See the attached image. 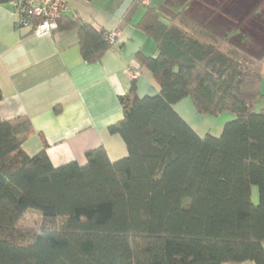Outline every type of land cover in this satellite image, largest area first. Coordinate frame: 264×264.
<instances>
[{
  "label": "trees",
  "instance_id": "trees-1",
  "mask_svg": "<svg viewBox=\"0 0 264 264\" xmlns=\"http://www.w3.org/2000/svg\"><path fill=\"white\" fill-rule=\"evenodd\" d=\"M137 26L156 53L137 55L123 118L109 126L126 157L100 146L84 165L55 166L46 143L24 151L28 122L0 116V264H264V47L151 2ZM58 27L77 29L86 61L114 46L80 18ZM143 68L157 92L141 97ZM186 97L201 116H232L219 135L200 136L176 111ZM29 210L38 228L20 226Z\"/></svg>",
  "mask_w": 264,
  "mask_h": 264
},
{
  "label": "crops",
  "instance_id": "crops-1",
  "mask_svg": "<svg viewBox=\"0 0 264 264\" xmlns=\"http://www.w3.org/2000/svg\"><path fill=\"white\" fill-rule=\"evenodd\" d=\"M65 1L62 18H80L106 32H117L114 46L101 59L86 61L77 29L58 27L36 34L18 28L12 4L0 3V116L23 125L28 122L24 151L33 156L46 143L55 166L72 161L84 165L86 152L100 146L117 161L128 155V149L122 136L111 133L109 126L123 118L120 97L128 92L133 71L138 69L137 55L156 53L154 40L137 26L146 6L132 0ZM156 1L151 6L184 11L215 28H226L232 35L235 27L230 20L242 19L250 27L249 33L261 36L259 45L253 47H264V7L259 8L264 0H161L154 4ZM137 82L139 96L157 92L148 69H142ZM260 101L263 111L264 97ZM174 107L200 136L219 135L232 117L227 114L224 121L217 122L201 116L188 97Z\"/></svg>",
  "mask_w": 264,
  "mask_h": 264
},
{
  "label": "built area",
  "instance_id": "built-area-1",
  "mask_svg": "<svg viewBox=\"0 0 264 264\" xmlns=\"http://www.w3.org/2000/svg\"><path fill=\"white\" fill-rule=\"evenodd\" d=\"M18 28H29L36 34L50 33L59 26V21L67 8L65 0H11ZM151 0H139L146 6ZM117 32H111L109 39L115 43ZM133 77V74H132Z\"/></svg>",
  "mask_w": 264,
  "mask_h": 264
},
{
  "label": "rangeland",
  "instance_id": "rangeland-1",
  "mask_svg": "<svg viewBox=\"0 0 264 264\" xmlns=\"http://www.w3.org/2000/svg\"><path fill=\"white\" fill-rule=\"evenodd\" d=\"M160 2H161V0H157L156 2H154V4H156V3L158 4ZM261 7L263 8L264 5H261L259 8H261ZM219 10H222L221 6H220ZM236 15H238V14L235 13V16ZM230 21L232 22V24L234 23V27H235V29L233 30L234 31V34L232 35L233 37L235 36L239 39L240 38L247 39L248 45L252 46V47L259 45L257 43L258 42L257 39L261 36L258 33L256 35L249 33L248 31H249L250 27H248V25L246 27L245 26L246 24L245 25L242 24L243 23L242 19L239 20V19L232 18V20H230ZM188 98H190V97H188ZM261 104H263V101H259L257 103L256 109H260ZM208 116H210V115H208ZM226 116H227V114L220 115L219 117H214V116H211V117L213 118L214 121L217 120V122H222V121H224ZM253 200L255 202L258 201V189L256 186L253 187ZM41 221H42V216L38 211L29 210L23 216V218L20 222V226L22 228H25V229H35V228H38L40 226Z\"/></svg>",
  "mask_w": 264,
  "mask_h": 264
}]
</instances>
